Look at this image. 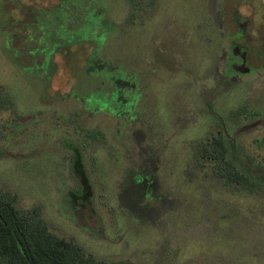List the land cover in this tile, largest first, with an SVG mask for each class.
<instances>
[{
    "label": "rangeland",
    "instance_id": "rangeland-1",
    "mask_svg": "<svg viewBox=\"0 0 264 264\" xmlns=\"http://www.w3.org/2000/svg\"><path fill=\"white\" fill-rule=\"evenodd\" d=\"M115 64L147 90L102 97ZM0 80V188L52 231L110 261L264 264V0H0ZM220 125L257 191L193 165Z\"/></svg>",
    "mask_w": 264,
    "mask_h": 264
},
{
    "label": "trees",
    "instance_id": "trees-1",
    "mask_svg": "<svg viewBox=\"0 0 264 264\" xmlns=\"http://www.w3.org/2000/svg\"><path fill=\"white\" fill-rule=\"evenodd\" d=\"M11 106L0 81V108ZM247 112V105L236 110L238 116ZM198 153L208 157L215 175L226 183L240 184L251 191L261 186L252 173L232 160L223 131L201 140ZM16 201L15 194L0 188V264H138L96 257L77 241L52 231L41 207L18 208Z\"/></svg>",
    "mask_w": 264,
    "mask_h": 264
},
{
    "label": "flooded vegetation",
    "instance_id": "flooded-vegetation-1",
    "mask_svg": "<svg viewBox=\"0 0 264 264\" xmlns=\"http://www.w3.org/2000/svg\"><path fill=\"white\" fill-rule=\"evenodd\" d=\"M155 2H157V0H152V3H155ZM224 13V12H223ZM129 21H132V17H130L129 18ZM128 21V22H129ZM224 22V21H223ZM156 34V33H155ZM226 37L228 38V40H229V44H228V50H229V52L227 51V53L229 54L228 56L230 57L229 58V61H230V64L232 63H235V62H239V60H241L240 59V53L238 52V49H236V47L237 46H239V45H241V38H242V36H241V34L240 33H238V32H229V34H227L226 35ZM208 39V38H207ZM150 43V42H149ZM152 44H154V45H156L157 43H152ZM163 43H161V45H158V47L157 48H155V51L154 52H149V55H151V56H154V61H159V60H163L164 59V56L166 57V55H169V54H166V53H164V48H160L159 46H162L163 47V45H162ZM103 50V48L100 46V49H98L97 51H96V54L97 55H99L100 56V53H101V51ZM240 51V50H239ZM154 53H156V54H154ZM169 57H171V56H169ZM100 58V57H99ZM96 61H97V59H96ZM132 62H134V61H129L128 63L130 64L131 63V66L133 67V63ZM151 62V61H150ZM135 63V62H134ZM57 68L58 67H55V71L57 70ZM148 68H149V66L144 70L143 69V72H141L142 74H140L142 77H139L138 75H136V74H130L129 75V73H128V71L126 70H123V69H121L120 67H118L116 64L115 65H112V68H111V70L109 69V73L108 74H104V73H101V72H99L98 74H102L105 78H107V79H109V81H111V89L109 90V91H105L101 96L102 97H112V96H114V95H119V94H121L122 96H128L130 93H133V94H136V97L137 96H139L140 94H142L143 92H145V89L147 90V88H146V85H147V83H148V81L147 80H145V78H143V77H146V73L148 72ZM230 70H231V72H234L235 70H234V68H233V66L231 65V67H230ZM1 81V80H0ZM2 82V81H1ZM144 82V87H142L141 85H140V83L142 84ZM3 84V83H2ZM4 86V85H3ZM5 88V87H4ZM5 91H6V89H5ZM103 92V91H102ZM6 93H7V91H6ZM131 95V94H130ZM97 96H99V94H97ZM9 97V96H8ZM83 99H84V101H85V97H84V95H83ZM11 100V99H10ZM12 102V101H11ZM84 104H85V102H84ZM206 104H208V101L206 102ZM91 105V104H90ZM90 105H88L89 106V108H91L90 107ZM14 106H13V103H12V106L11 107H9V108H7V109H10V108H13ZM240 107V106H239ZM239 107L238 108H236V110H238L239 109ZM1 109H5V108H1ZM236 110H234V114H235V116H236V119L238 120V119H241V117L242 116H247L248 114V116L247 117H254V116H256V114H255V111H253V110H251V111H248L247 113H243V114H241V115H237L236 114ZM188 116V115H187ZM190 119V118H189ZM239 121V120H238ZM208 125V124H207ZM220 131H223L224 132V136H225V139H226V142H227V145H228V137H227V132H226V130H225V126H223V125H220V128L216 131V132H214V133H212L211 135H209V136H212L213 134H217V133H219ZM208 138V135L206 136V137H204V138H201V139H198L197 141H196V144H195V147H196V152H195V154H193L192 155V158H193V165L196 167V168H199V167H204L205 165H204V163L206 164V163H208L209 161H208V157H205L204 155H202L201 153L199 154L198 153V143L201 141V140H203V139H207ZM193 141V140H192ZM191 141V142H192ZM171 141H167L164 145H167V144H169ZM233 142L236 144V140L234 139L233 140ZM164 145H162V146H164ZM150 146V145H149ZM152 146V145H151ZM151 146H150V148H151ZM154 148L155 147H152L151 149H152V151L154 150ZM228 148H229V145H228ZM160 149V148H159ZM159 149L157 150L156 149V151H159ZM80 151H81V148H80ZM154 153H156L155 151H154ZM157 155H159V153H156ZM229 155H230V157H231V154H230V150H229ZM232 158V157H231ZM232 160H233V158H232ZM209 163H211V162H209ZM238 165V164H237ZM239 166V165H238ZM242 168V167H241ZM247 171V170H246ZM247 172H249V171H247ZM250 173V172H249ZM218 177V176H217ZM222 179V178H221ZM222 180H224V179H222ZM255 180L257 181V183L259 184L260 182L255 178ZM225 181V180H224ZM226 183V182H225ZM226 184H228V183H226ZM232 184H234V183H232ZM238 185H240V184H238ZM244 187V186H243ZM245 188V187H244ZM260 187H257L255 190H252V192H255V191H257L258 189H259ZM247 189V188H246ZM249 191H251L250 189H248ZM13 194H16V193H14V192H12ZM16 196V195H15ZM18 201V200H17ZM17 201H16V206L18 207V204H17ZM33 207H35V206H33ZM33 207H31V208H33ZM18 208H21V207H18ZM23 209H30V208H23ZM42 209V208H41ZM43 210V209H42ZM42 214H43V212H42ZM44 215V214H43ZM45 218V217H44ZM46 219V218H45ZM47 221V220H46Z\"/></svg>",
    "mask_w": 264,
    "mask_h": 264
}]
</instances>
